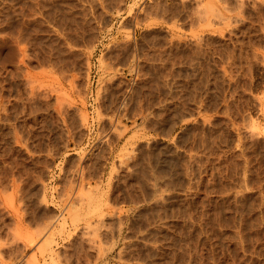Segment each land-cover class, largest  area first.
I'll return each instance as SVG.
<instances>
[{
  "label": "rangeland",
  "instance_id": "obj_1",
  "mask_svg": "<svg viewBox=\"0 0 264 264\" xmlns=\"http://www.w3.org/2000/svg\"><path fill=\"white\" fill-rule=\"evenodd\" d=\"M0 264H264V0H0Z\"/></svg>",
  "mask_w": 264,
  "mask_h": 264
},
{
  "label": "bare ground",
  "instance_id": "obj_2",
  "mask_svg": "<svg viewBox=\"0 0 264 264\" xmlns=\"http://www.w3.org/2000/svg\"><path fill=\"white\" fill-rule=\"evenodd\" d=\"M146 32V31H145ZM148 34V33H147ZM44 244H42V246H43ZM50 251V250H49Z\"/></svg>",
  "mask_w": 264,
  "mask_h": 264
}]
</instances>
